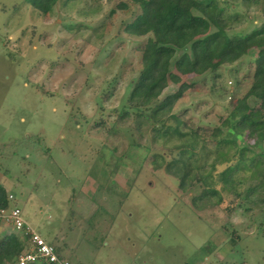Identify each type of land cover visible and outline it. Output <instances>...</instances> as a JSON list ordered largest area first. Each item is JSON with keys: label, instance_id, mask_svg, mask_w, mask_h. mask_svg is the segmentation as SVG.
<instances>
[{"label": "rangeland", "instance_id": "rangeland-1", "mask_svg": "<svg viewBox=\"0 0 264 264\" xmlns=\"http://www.w3.org/2000/svg\"><path fill=\"white\" fill-rule=\"evenodd\" d=\"M62 1L43 19L26 0H0V183L14 196L11 205L71 264H264V194L223 209L234 192L220 174L239 163L235 149L225 153L228 146L208 141L207 182L181 191L163 167L153 168L151 155H171L160 144L146 148L149 128L144 124L138 138L133 114L113 136L94 129L101 119L106 127L117 119L135 76L118 77L122 65H137L132 47L142 38L119 31L133 7L109 19L120 0ZM225 3L226 13L239 17L230 35L264 20L260 6ZM108 19L109 29L94 30ZM70 22L82 27L68 31L63 24ZM256 51L221 66L215 82L210 73L184 76L196 85L174 112L187 108L185 120L195 126L219 125L249 88ZM176 88L171 83L160 98ZM253 150L234 170L236 194L256 183ZM203 189L216 194L202 196ZM11 231L0 218V237Z\"/></svg>", "mask_w": 264, "mask_h": 264}, {"label": "trees", "instance_id": "trees-1", "mask_svg": "<svg viewBox=\"0 0 264 264\" xmlns=\"http://www.w3.org/2000/svg\"><path fill=\"white\" fill-rule=\"evenodd\" d=\"M26 1L44 19L53 13L60 0ZM75 1L63 0L62 5L70 6L68 4L72 5ZM240 1L260 6L264 15V0ZM225 2L226 0H120L113 5L107 16L109 19L117 10L127 11L130 6L133 7L132 16L121 24L119 31L131 39H142L132 47L138 56L137 65H122L118 76H124L126 71L135 73L127 83L125 102L119 108L117 119L107 127L105 120L101 119L94 129L113 136L119 130V122L133 114L134 127L139 130L138 138L144 124L149 128L150 145L146 148L150 151L160 144L167 151V156L171 155L168 159L165 158L166 154L161 155V158L151 155L153 168L163 167L166 174L177 180L181 191H187L197 183L207 182L206 172L211 173L206 163L211 155L208 141L228 146L225 153L235 149L239 163H246L247 156L257 148L258 151L253 153V161H250L254 167L251 177L256 179V183L248 186L243 194H236L232 183L234 170L240 167L238 162L230 166L227 172L220 174L225 184L230 186V192H234V198L223 207L225 213H230L237 205L242 206L245 202L252 204L254 195L264 194V20L245 34L230 35L229 29L239 17L237 12L226 13ZM229 10L235 11L233 8ZM109 19L107 25L101 23L94 30L97 31L98 27L109 29ZM63 26L68 31H73L80 24L70 22ZM253 49L257 51L252 61L250 86L235 101L229 114L222 118L219 125L195 126L192 121L185 120L187 108L174 112L179 100L196 85L193 80H183L184 76L210 73L215 82L221 77L217 71L221 66L233 64ZM171 83L177 84L176 90L160 98ZM109 93H106L105 99L109 97ZM253 100L257 101L256 105H251ZM237 138L243 139L245 144H239ZM132 144L141 146L136 140ZM174 145L178 147L176 154L173 153ZM144 160L147 161L145 158ZM215 161L210 167H213ZM206 193H211L212 196L216 194L213 190L208 192L203 189L201 195L205 196ZM8 195L0 183V213L2 210L8 212L12 207H18L11 205L14 196L10 199ZM260 197V201L264 203V195ZM28 244L29 235L24 232L11 231L3 234L0 237V264H14ZM55 250L59 257L71 264L62 256L61 247ZM27 264L46 263L40 261Z\"/></svg>", "mask_w": 264, "mask_h": 264}, {"label": "built area", "instance_id": "built-area-1", "mask_svg": "<svg viewBox=\"0 0 264 264\" xmlns=\"http://www.w3.org/2000/svg\"><path fill=\"white\" fill-rule=\"evenodd\" d=\"M10 199L13 198L9 194ZM1 218L9 221L15 232H24L29 235V244L22 251L14 264H27L28 262L43 261L46 264H69V262L58 256L55 247L36 232L22 217L19 207H12L8 212L1 211Z\"/></svg>", "mask_w": 264, "mask_h": 264}, {"label": "crops", "instance_id": "crops-1", "mask_svg": "<svg viewBox=\"0 0 264 264\" xmlns=\"http://www.w3.org/2000/svg\"><path fill=\"white\" fill-rule=\"evenodd\" d=\"M12 231H13V229H12Z\"/></svg>", "mask_w": 264, "mask_h": 264}]
</instances>
